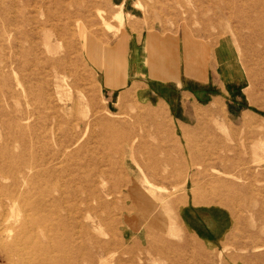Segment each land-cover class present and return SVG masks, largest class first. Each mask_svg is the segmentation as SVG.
Returning a JSON list of instances; mask_svg holds the SVG:
<instances>
[{"label":"rangeland","instance_id":"1","mask_svg":"<svg viewBox=\"0 0 264 264\" xmlns=\"http://www.w3.org/2000/svg\"><path fill=\"white\" fill-rule=\"evenodd\" d=\"M5 3L0 191L18 192L27 215L0 264H59L76 245L82 264H264V0ZM129 29L174 38L182 56L167 82L153 67L130 89ZM226 38L241 77L225 60L194 80L185 45ZM117 49L129 81L112 90L102 62Z\"/></svg>","mask_w":264,"mask_h":264},{"label":"crops","instance_id":"2","mask_svg":"<svg viewBox=\"0 0 264 264\" xmlns=\"http://www.w3.org/2000/svg\"><path fill=\"white\" fill-rule=\"evenodd\" d=\"M125 38L128 42V63L129 57L131 56V72L133 73L132 87L144 79L147 73L154 71L159 74V76L154 77L159 81L167 82L166 74L171 71V67L176 66L177 60L181 58L182 54L178 53V50L174 43V38L166 37L162 31L142 32L137 30L129 29L125 33ZM124 38V37H122ZM124 48V46H123ZM184 53V63L187 67H193L194 71L197 72V76L194 80L201 83H206L204 78H210V75L217 71L218 68L225 69L226 61L227 65L230 66L231 71L227 74L231 78L241 77L242 73L240 68H242V63L240 60L239 52L237 47L232 42V40L226 38L219 42V45L212 49L210 45L201 43H190L185 45ZM156 60L152 62V53ZM153 58V59H155ZM226 60V61H225ZM222 64H225L222 67ZM126 64L125 76L122 83H114L110 81L107 82L111 86L112 90L126 85L129 81V65ZM155 68L152 70V68ZM223 69V71H224ZM152 70V71H151ZM226 80V78H225ZM199 91L207 89V87H197Z\"/></svg>","mask_w":264,"mask_h":264},{"label":"bare ground","instance_id":"3","mask_svg":"<svg viewBox=\"0 0 264 264\" xmlns=\"http://www.w3.org/2000/svg\"><path fill=\"white\" fill-rule=\"evenodd\" d=\"M6 1L7 0H0V9H1L2 13L5 16L9 13V10H8L9 9V6H8L7 3H5ZM138 5H139V7L142 6L141 3H139ZM12 7H14V5ZM115 18H116V20L121 25H124L125 16H124L123 11L118 12V14H116ZM106 23L108 24V26H110V23L109 22L106 21ZM9 24H8L7 27H5V29L6 28L12 29V27H10V26H12V24L11 23H9ZM84 34L86 35V34H89V33H88V31L86 29H84V28L82 29V27H81V36L84 35ZM83 40H84L86 49L90 53V58L92 60L96 61V57L98 56V53H100V50L97 47L98 43L95 42L92 38H89V37H86ZM48 42H47V44H49ZM27 52H29V49H27ZM96 62H98V61H96ZM102 65L110 73L112 81H120L122 79L121 78L122 75L125 72V55L120 51V49H117L115 51L109 52V59H107V61L105 63L102 62ZM22 130H26V129H22ZM14 177L15 178H18L16 175ZM151 196H153V195H151ZM153 201H154V197H153ZM147 202H148V200H147ZM19 204H20V198L18 197V192H14V191L11 192L10 191V192H7V193H2L0 191V230H1V233H0V242H1L2 245H4L5 237H11L12 234L14 233L15 227L13 225H15L17 223L15 220L17 218H19L20 216H23V217L25 216L26 217V215H27L26 210L24 212V210H22L21 208H19ZM155 220H156V218H155ZM18 229L21 231L22 229L24 230V227L19 226ZM164 230L162 229V231H164ZM20 238H21L20 235L14 236L13 237V242L11 244L17 246L18 242L21 241ZM81 248H82L81 245H76L72 250L71 249L70 250L69 249L68 250L67 249L61 250L60 251V253H61L60 255L63 256L64 260L61 261L59 264H82L84 261L83 262H80V259L78 258L79 256L77 255L78 253H80ZM9 250L11 251V248ZM81 252H82V250H81ZM80 257H81V255H80ZM84 257H86V256H84ZM72 259H74V260H72ZM85 261H87V263L88 262L91 263L92 262L91 257L90 256H89V258L87 257L85 259ZM92 263H94V262H92Z\"/></svg>","mask_w":264,"mask_h":264}]
</instances>
